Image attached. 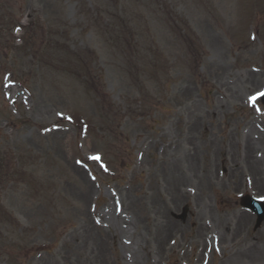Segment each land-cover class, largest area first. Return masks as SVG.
Wrapping results in <instances>:
<instances>
[{
	"label": "rangeland",
	"instance_id": "374dc122",
	"mask_svg": "<svg viewBox=\"0 0 264 264\" xmlns=\"http://www.w3.org/2000/svg\"><path fill=\"white\" fill-rule=\"evenodd\" d=\"M263 90L264 0H0V264H264Z\"/></svg>",
	"mask_w": 264,
	"mask_h": 264
},
{
	"label": "water",
	"instance_id": "95a60500",
	"mask_svg": "<svg viewBox=\"0 0 264 264\" xmlns=\"http://www.w3.org/2000/svg\"><path fill=\"white\" fill-rule=\"evenodd\" d=\"M261 99H262V103L264 104V96H261ZM240 204L243 207L254 212V214H256L257 222L255 229H258L261 226V224L264 222V202H261L260 200L252 196L246 195L241 198ZM184 217H186V210H184V213L182 214V218Z\"/></svg>",
	"mask_w": 264,
	"mask_h": 264
},
{
	"label": "snow or ice",
	"instance_id": "6c2138e0",
	"mask_svg": "<svg viewBox=\"0 0 264 264\" xmlns=\"http://www.w3.org/2000/svg\"><path fill=\"white\" fill-rule=\"evenodd\" d=\"M256 95H257V96H264V92H262V93H257ZM250 99L253 100V101H255L256 96H253V97H251ZM94 158H95V159H99L98 156H97V157H94Z\"/></svg>",
	"mask_w": 264,
	"mask_h": 264
}]
</instances>
